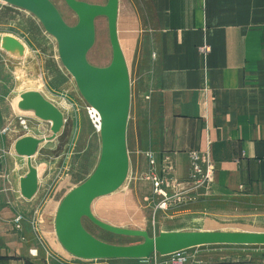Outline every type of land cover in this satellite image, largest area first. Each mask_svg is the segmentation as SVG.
<instances>
[{
  "label": "crops",
  "instance_id": "0c3cea01",
  "mask_svg": "<svg viewBox=\"0 0 264 264\" xmlns=\"http://www.w3.org/2000/svg\"><path fill=\"white\" fill-rule=\"evenodd\" d=\"M143 2L151 18L145 22L143 62L135 48L125 55L142 78L136 84L131 79L130 168L133 126L136 154L173 158L184 172L193 153H208L215 166L213 191L264 203V0ZM6 85L0 65V264H86L51 229V184L40 179L33 198L21 194L29 159L15 150L22 131L5 104ZM32 162L38 169L36 158ZM44 202L48 231L40 237L32 221Z\"/></svg>",
  "mask_w": 264,
  "mask_h": 264
},
{
  "label": "rangeland",
  "instance_id": "374dc122",
  "mask_svg": "<svg viewBox=\"0 0 264 264\" xmlns=\"http://www.w3.org/2000/svg\"><path fill=\"white\" fill-rule=\"evenodd\" d=\"M51 1L68 25H77L78 17L65 0ZM79 1L95 5L108 2ZM0 4V65L7 83L4 101L10 104L20 122L22 132L18 141L31 138L38 142L36 153L27 160L28 165H33L32 159L36 158L38 169L34 165L33 168L37 170L38 188L40 179L51 184L48 198L52 204L48 205L52 206L51 212H57L64 197L85 182L98 165L100 118L81 95L74 77L62 65L57 41L45 31L41 22L27 11ZM119 6L120 43L125 55L133 48L136 53L141 52L136 56L141 64L144 34L149 30L145 22L151 20L147 7L143 0H119ZM149 53L147 48L145 61ZM112 56L108 20L101 17L96 20V42L88 54V61L103 68L111 63ZM130 67V78L136 84L142 78L139 73L135 74L133 65ZM136 88L135 85L134 90ZM129 141L133 167L119 190L93 203V213L100 220L120 228L146 231L151 237L168 231L264 233V203L261 200L241 194L216 193L211 185L198 186L192 177L191 159L190 167L182 168L184 172L180 163L170 157L156 159L152 167L148 152L135 153L137 142L133 126ZM154 178L159 186L155 185ZM46 205L44 202L35 209L37 215L32 221L40 237L48 231L42 217L48 213ZM84 227L109 244L131 246L143 242L139 237L106 232L87 219ZM51 229L56 235L54 223ZM184 255L192 259L191 264H264V246L212 245L186 250ZM173 258L155 255L142 264H170ZM85 262L140 264L132 259Z\"/></svg>",
  "mask_w": 264,
  "mask_h": 264
},
{
  "label": "water",
  "instance_id": "95a60500",
  "mask_svg": "<svg viewBox=\"0 0 264 264\" xmlns=\"http://www.w3.org/2000/svg\"><path fill=\"white\" fill-rule=\"evenodd\" d=\"M0 2L33 14L45 31L57 41L64 68L75 79L85 101L100 118L101 154L89 178L70 191L61 201L55 216V233L62 247L82 260H149L155 255L168 256L182 251L212 245L264 246V233L220 231H170L151 237L148 232L108 224L93 213V203L119 190L130 172L127 130L132 103V86L127 59L118 32L119 0L95 5L79 0H65L77 15L78 23L70 26L51 0H0ZM108 20L112 61L107 67H96L88 54L96 42V20ZM1 40V38H0ZM38 142L31 138L16 143L18 155L29 160ZM29 173L22 179L21 191L31 199L38 190L37 170L29 163ZM89 220L98 228L143 242L131 246L106 243L84 227Z\"/></svg>",
  "mask_w": 264,
  "mask_h": 264
},
{
  "label": "built area",
  "instance_id": "2783aa9c",
  "mask_svg": "<svg viewBox=\"0 0 264 264\" xmlns=\"http://www.w3.org/2000/svg\"><path fill=\"white\" fill-rule=\"evenodd\" d=\"M204 51H207V49ZM99 124L100 121L98 122V125ZM147 157L152 167L155 166L156 163H155L154 154L149 152L147 153ZM191 161H192V177L194 179L195 184H197L198 186L210 185L212 183L213 173L215 170V166L211 160L210 155L208 153H204V154L193 153L191 155ZM154 181L157 182V179L154 178ZM155 185L159 186V182H157ZM32 253L36 254V251H33ZM184 254L185 251L171 255V257L174 258L170 264H191L192 259L189 258L188 256H185Z\"/></svg>",
  "mask_w": 264,
  "mask_h": 264
},
{
  "label": "trees",
  "instance_id": "16d2710c",
  "mask_svg": "<svg viewBox=\"0 0 264 264\" xmlns=\"http://www.w3.org/2000/svg\"><path fill=\"white\" fill-rule=\"evenodd\" d=\"M135 261L139 262L140 260H135ZM141 261H144V260H141Z\"/></svg>",
  "mask_w": 264,
  "mask_h": 264
},
{
  "label": "bare ground",
  "instance_id": "6f19581e",
  "mask_svg": "<svg viewBox=\"0 0 264 264\" xmlns=\"http://www.w3.org/2000/svg\"><path fill=\"white\" fill-rule=\"evenodd\" d=\"M17 48V47H16Z\"/></svg>",
  "mask_w": 264,
  "mask_h": 264
}]
</instances>
